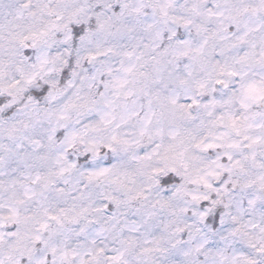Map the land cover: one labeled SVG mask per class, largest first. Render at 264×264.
I'll use <instances>...</instances> for the list:
<instances>
[{
    "label": "snow or ice",
    "instance_id": "6c2138e0",
    "mask_svg": "<svg viewBox=\"0 0 264 264\" xmlns=\"http://www.w3.org/2000/svg\"><path fill=\"white\" fill-rule=\"evenodd\" d=\"M0 264H264V0H0Z\"/></svg>",
    "mask_w": 264,
    "mask_h": 264
}]
</instances>
